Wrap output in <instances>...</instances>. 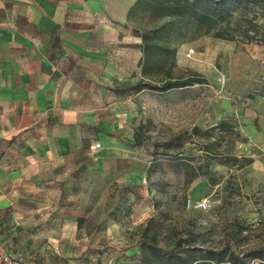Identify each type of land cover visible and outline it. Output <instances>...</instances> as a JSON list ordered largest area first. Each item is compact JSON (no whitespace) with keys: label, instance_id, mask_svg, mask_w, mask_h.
Instances as JSON below:
<instances>
[{"label":"crops","instance_id":"obj_1","mask_svg":"<svg viewBox=\"0 0 264 264\" xmlns=\"http://www.w3.org/2000/svg\"><path fill=\"white\" fill-rule=\"evenodd\" d=\"M136 1L0 0V253L21 264H86L92 245L76 232L87 192L144 180L135 122L147 90L130 88L142 58L128 17ZM200 41L228 76L223 91L242 133L264 155L262 49ZM191 46L177 48L178 68H192Z\"/></svg>","mask_w":264,"mask_h":264},{"label":"rangeland","instance_id":"obj_2","mask_svg":"<svg viewBox=\"0 0 264 264\" xmlns=\"http://www.w3.org/2000/svg\"><path fill=\"white\" fill-rule=\"evenodd\" d=\"M259 13L256 7L236 13L230 26L243 25L242 18ZM148 21L144 16L137 25L142 28ZM253 23L261 30L251 43L204 37L229 44L234 51L247 45L259 46L264 53V19L257 17ZM202 38L192 41L196 53L189 63L192 68L179 69H194L205 83L162 94L145 91L138 99L135 126L144 166L151 167L149 175L146 171L137 185L89 190L81 201L83 216L77 220L76 235L92 245L80 257L85 254L86 264H138L142 238L154 237L165 250L175 248L179 239L200 249L226 244L240 256L264 245V155L234 118V101L227 100L223 91L228 76L216 58L209 64ZM206 67L209 72H204ZM217 71L225 75L223 83ZM222 121L224 128L211 131ZM177 153L191 157L190 163L200 165L203 174L188 182L181 167L165 156ZM202 198L210 202L208 211L186 208L187 199Z\"/></svg>","mask_w":264,"mask_h":264},{"label":"trees","instance_id":"obj_3","mask_svg":"<svg viewBox=\"0 0 264 264\" xmlns=\"http://www.w3.org/2000/svg\"><path fill=\"white\" fill-rule=\"evenodd\" d=\"M251 7L260 9V13L250 19L242 18L245 20L243 25L230 26L236 13ZM144 16L149 20L147 25L136 28L142 40L140 76L130 88L136 92L147 90L162 94L205 83L204 77L196 71L178 68L176 52L181 44L204 36L232 41L239 38L242 43H251L260 34L261 27L253 21L257 17L264 19V0H137L128 17L139 21ZM224 127L222 121L211 131ZM193 131L199 133L196 127ZM141 141L135 133V143ZM165 156L172 164L181 167L188 182L203 174L201 166L192 165L191 157L183 153ZM150 172L149 166L147 174ZM184 242L179 239L175 248L165 250L154 237L142 238L138 243V264H250L249 260L254 259L260 261L258 264H264V245L240 256L226 244L219 248L200 249Z\"/></svg>","mask_w":264,"mask_h":264},{"label":"built area","instance_id":"obj_4","mask_svg":"<svg viewBox=\"0 0 264 264\" xmlns=\"http://www.w3.org/2000/svg\"><path fill=\"white\" fill-rule=\"evenodd\" d=\"M186 58L190 60H195V53L193 50H188L185 54ZM219 73L218 81L224 82L225 81V75L221 73L220 71H217ZM262 82H264V74L261 76ZM99 147L98 143H95L91 148L96 149ZM186 208L189 210H196L200 212L208 211L210 209V202L205 199H187L186 200ZM0 264H21L20 260L17 258L12 257L11 255H4L0 253Z\"/></svg>","mask_w":264,"mask_h":264}]
</instances>
